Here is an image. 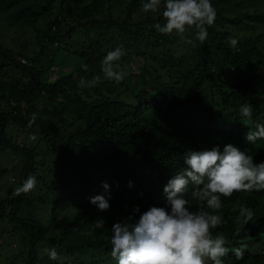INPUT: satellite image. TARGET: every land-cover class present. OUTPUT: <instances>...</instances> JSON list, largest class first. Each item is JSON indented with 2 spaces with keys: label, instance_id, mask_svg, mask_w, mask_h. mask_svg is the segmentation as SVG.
<instances>
[{
  "label": "trees",
  "instance_id": "16d2710c",
  "mask_svg": "<svg viewBox=\"0 0 264 264\" xmlns=\"http://www.w3.org/2000/svg\"><path fill=\"white\" fill-rule=\"evenodd\" d=\"M143 2L0 0V102L6 106L0 105V158L8 151L20 160L16 185L29 175L37 179L30 193L0 198V221H10L7 233L18 250L5 264H116L112 225L167 207L164 186L187 168V151L232 143L264 163V140L246 141L264 123V0H211L217 19L195 47L184 42L194 31L183 38L159 34L154 25L163 18L144 13ZM5 32H13L12 41L30 40L17 50ZM116 47L125 51L117 62L119 83L101 70ZM94 78L93 86H80ZM244 104L253 108L246 124L239 116ZM11 124L40 137L53 167L32 143L7 134ZM7 172L0 165V179ZM96 196L108 199V211L91 203ZM237 201L255 212L239 236ZM222 205L226 223L214 234L223 232L230 250L247 246L243 260L229 251L224 264H264V192L236 193ZM53 247L56 260L48 254Z\"/></svg>",
  "mask_w": 264,
  "mask_h": 264
},
{
  "label": "clouds",
  "instance_id": "9594fccd",
  "mask_svg": "<svg viewBox=\"0 0 264 264\" xmlns=\"http://www.w3.org/2000/svg\"><path fill=\"white\" fill-rule=\"evenodd\" d=\"M144 13H159L163 23H155L154 28L161 35L175 34L181 38L194 31V39L185 43L196 46V41L204 44L208 38V28L217 19V12L211 0H146L142 3ZM231 47L238 40L229 38ZM125 55L122 47L107 52L101 61L104 78L117 83L124 75L117 71L118 61ZM99 78L81 81L80 86H93ZM253 108L244 104L239 109L241 121L251 119ZM33 114L28 127L35 123ZM33 140L35 136L31 137ZM264 140V123H257L255 130L246 135L249 144ZM187 168L171 178L164 186L167 207L152 206L138 220L133 216L112 225L110 237L111 258L116 264H224L223 258L232 251L237 260H243L246 245L229 249L223 232L213 230L222 227L226 221L219 214L223 207L222 198L230 199L236 193L264 192V163H254L253 157L241 151L232 143L204 150H189L184 155ZM35 175H29L13 195L20 196L34 190ZM129 182V187H132ZM105 189L109 186L103 185ZM91 203L101 212L110 209L104 196L91 198ZM196 207L197 211L191 209ZM207 209V210H206ZM139 213V207L133 210ZM235 235L254 219L252 208L239 201L232 207ZM101 223L104 222L100 219ZM49 258L58 259L55 248L48 250Z\"/></svg>",
  "mask_w": 264,
  "mask_h": 264
},
{
  "label": "rangeland",
  "instance_id": "374dc122",
  "mask_svg": "<svg viewBox=\"0 0 264 264\" xmlns=\"http://www.w3.org/2000/svg\"><path fill=\"white\" fill-rule=\"evenodd\" d=\"M232 32L237 33V31L233 30ZM13 33V32H12ZM11 32H5L4 34L7 35V41L8 43L13 46L15 49L19 50V46L21 44V40L26 38V40H30V37H19L17 41H12L11 39H14ZM16 37V36H15ZM136 66L137 67H141ZM134 69V67H133ZM63 70H67L66 68H63ZM59 78V75L56 72V75L51 76V80L54 81ZM0 105L3 108H6L4 104L0 102ZM157 122L160 121V118L158 117L156 119ZM7 134L10 137H13L18 142H27L32 143L36 150L39 152L40 156L38 158L44 157L46 159V163L48 167H53L52 164V154L47 151V146L41 142V139L37 135L35 136V139L29 138L28 135L20 131L15 125L11 124L7 128ZM0 165L4 168L8 169V172L6 175L0 179V198H5L7 195H13V192L18 185H16L18 178H19V170L21 169V162L20 160H17L11 153L8 151H5L1 154L0 158ZM13 167H18V170H14ZM33 210V209H32ZM28 214H31V212H27ZM7 229V230H6ZM13 226L10 224V221L8 219L0 221V264H5L6 259L9 257V261L12 260V254L14 252H17L16 249V239L12 236H10L7 232L12 231ZM8 261V262H9Z\"/></svg>",
  "mask_w": 264,
  "mask_h": 264
}]
</instances>
